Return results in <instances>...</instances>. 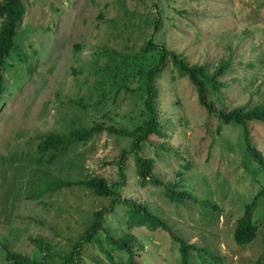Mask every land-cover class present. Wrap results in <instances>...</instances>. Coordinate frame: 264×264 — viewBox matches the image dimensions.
Returning <instances> with one entry per match:
<instances>
[{
    "label": "rangeland",
    "instance_id": "obj_1",
    "mask_svg": "<svg viewBox=\"0 0 264 264\" xmlns=\"http://www.w3.org/2000/svg\"><path fill=\"white\" fill-rule=\"evenodd\" d=\"M25 3L0 94V262L11 249L58 264L91 222L93 210L111 200L76 183L48 188L49 178L100 175L123 197L148 202L174 233L202 246L200 251L191 249V264H264V195L256 198L253 209L255 238L247 244L233 238L245 203L264 187V172L255 171L257 162L245 158L241 126L221 123L208 111L169 57L155 80L158 119L167 134H151L140 151L154 159L159 183L140 185L131 152L118 163L130 137L106 129L75 144L64 157L71 162L30 160L40 136L91 124L97 112L99 120L116 127H132L139 120L145 95L140 70L155 61L148 56L152 52L143 55L140 47L150 35L188 63H204L210 70L230 59L220 76L227 85L213 97L218 108L263 100L264 0ZM157 18L161 24L155 29ZM123 54L129 64L122 69L125 84L116 90L106 68L111 57L124 65ZM250 132L264 155V124L253 122ZM173 182L191 198L172 199L166 186ZM125 210L117 202L104 216L105 225L117 235L129 228ZM130 230L143 244L138 264H179L178 242L170 231L143 226ZM105 235L100 231L97 241L81 245L78 264L127 261L117 251L114 261L106 257ZM45 240L49 251L42 250Z\"/></svg>",
    "mask_w": 264,
    "mask_h": 264
},
{
    "label": "trees",
    "instance_id": "obj_2",
    "mask_svg": "<svg viewBox=\"0 0 264 264\" xmlns=\"http://www.w3.org/2000/svg\"><path fill=\"white\" fill-rule=\"evenodd\" d=\"M25 11V0H0V94L5 90L3 71L6 67V59L15 46V35ZM155 21V29H157L161 21L159 18L155 19ZM140 49L143 55H146L148 51L152 52V54L148 56L155 61L145 70H140L142 72V87L145 89V95L142 101V108H140L139 120L132 127H116L113 124L107 125L102 120H99L100 117L97 112V116L94 117L91 124L73 127L62 133L50 131L40 136L35 150L31 154V157H33L30 158L31 161L39 163H51L59 160L61 162H68L69 159L67 161L64 157L75 144L86 143L95 134L106 129L111 133L130 137L128 148L121 150L118 163L121 164L126 154L131 152L135 161V173L140 185L144 186L148 182L159 183L160 180L153 172L154 159L142 155L140 151L142 144L149 139L148 137L151 134L161 137L167 134L164 125L158 119L156 108L158 90L155 86V80L156 77L160 75L169 57L174 66L178 69L179 75H186L194 85L200 102L206 106L205 108L208 111L217 114L221 123H237L241 126L245 158L249 157L253 162H257L258 166L255 171L264 172V155L261 150L253 144L250 132V124L253 122H261L264 124V99L251 105L242 103L228 110L218 108L213 102V97L218 95L222 88L227 85L220 76L230 67V59L221 60L210 70L204 63H188L179 53L168 50L165 46L155 43L151 35L144 40ZM123 55L125 56L124 65H121L115 57H111L109 60L110 63L106 68L107 79H111L110 84L116 90L125 84V77H122L124 73L122 69L128 66L129 56L127 54ZM209 97H211L210 100L208 99ZM101 98L105 100L106 95H102ZM99 101H101V99ZM219 127L220 125L218 129ZM49 181L50 184L46 186L54 190L63 185L76 183L88 187L96 195L108 196L111 200L109 205H103L93 210L91 222L85 226L84 230L76 239L71 241L69 252L62 256L58 264H78L76 255H78L81 245L84 242L97 241L100 231L106 232L104 239L109 244V247L102 248V250L109 260L114 261L113 252L117 251V257L127 261L118 260L115 264H121L120 262L124 264H138V261L142 260L144 252L140 238L130 232L131 227L135 226H143L150 230H156L161 227L162 229L170 231L173 238L178 242L179 264H191V249L196 251L203 249L202 246H198L194 242H189L174 233L165 219L159 216L148 202L136 201L132 198L123 197L112 184L108 183L104 176L92 175L84 179L77 178L66 180L61 178H49ZM116 184L118 185L119 183L116 182ZM176 186V182L170 184L169 187L166 186L172 199L181 201L183 198H191V195L186 190H177L175 188ZM260 195H264V187L259 189L251 201L245 203L242 214L236 219V224L233 229V238L238 244H247L251 242L257 234L258 224L253 218V209L255 200ZM117 202H122L126 205V222L129 226L128 230L120 235L113 233L110 227L105 225L104 221L105 214L112 212ZM212 206L215 207V204H212ZM42 247V250L49 251V242L46 240L43 241ZM123 253L125 256H123ZM45 255L46 252L43 253L44 258ZM4 259L5 261L0 262V264H47L41 259H31L22 251L11 249L6 250Z\"/></svg>",
    "mask_w": 264,
    "mask_h": 264
}]
</instances>
